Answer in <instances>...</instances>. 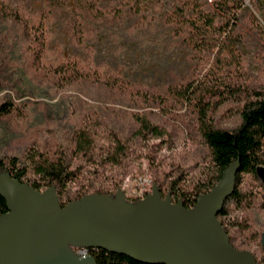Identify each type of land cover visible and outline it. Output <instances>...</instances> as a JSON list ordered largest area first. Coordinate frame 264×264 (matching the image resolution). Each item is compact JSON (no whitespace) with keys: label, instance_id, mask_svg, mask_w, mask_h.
<instances>
[{"label":"rangeland","instance_id":"1","mask_svg":"<svg viewBox=\"0 0 264 264\" xmlns=\"http://www.w3.org/2000/svg\"><path fill=\"white\" fill-rule=\"evenodd\" d=\"M2 1L19 8L31 24L44 19L47 70L75 61L90 75L59 89L41 79L21 55L18 26L0 17V107L15 104L10 114H0L2 162L16 171L27 168L23 181H31L32 154L69 145L77 128L97 119L102 123L96 128L94 156L106 152L114 133L125 147L123 162L77 159L80 169L65 189L64 203L94 191L110 196L122 191L127 201L136 202L156 185L165 197L174 179H180L174 202L211 191L216 167L200 138L195 98L203 91L207 116L218 126L232 127L243 104L264 91V0H197L214 25L196 49L189 26L169 22L174 14L182 19L177 10L190 0H101V19L77 11L75 0H66L65 9L46 18L47 0ZM114 79L167 94V107L105 84ZM187 86L186 94L174 92ZM138 115L165 125L167 136H138ZM239 190L245 199L230 203L221 220L235 246L264 264V190L247 173Z\"/></svg>","mask_w":264,"mask_h":264},{"label":"water","instance_id":"2","mask_svg":"<svg viewBox=\"0 0 264 264\" xmlns=\"http://www.w3.org/2000/svg\"><path fill=\"white\" fill-rule=\"evenodd\" d=\"M240 163L187 208L163 197L160 187L137 202L122 191L90 194L63 206L56 187L38 191L0 171V264H98L76 249H103L144 264H259L250 251L234 247L218 219L234 193ZM264 178V169L261 171Z\"/></svg>","mask_w":264,"mask_h":264},{"label":"trees","instance_id":"3","mask_svg":"<svg viewBox=\"0 0 264 264\" xmlns=\"http://www.w3.org/2000/svg\"><path fill=\"white\" fill-rule=\"evenodd\" d=\"M101 0H75L77 11L89 14L96 19L104 16L103 11L98 7ZM185 6L179 10V20L176 14L169 18V22H178L187 24L191 31V43L193 47L202 48L208 39V31L214 25V18L211 14H205L198 6L197 0H190ZM66 0H47V12L45 18L55 15L58 11L65 9ZM139 13V11H136ZM189 13L190 16H186ZM0 17L7 18L19 28L20 52L23 59L30 63L36 74L41 79H49L55 88H63L75 82H81L90 79L89 73L82 70L78 62L63 63L55 68L47 70L43 64V58L46 51L45 24L42 19L38 24H31L26 15L17 7L5 3L0 0ZM121 19V14H117ZM77 29L81 31L78 24ZM82 41V37H78ZM106 85L110 87H118L124 91H128L135 97L143 100L149 99L153 103L158 104L161 108L167 107V94L152 91L151 93L142 91L140 88L134 87L123 80L106 81ZM190 91L189 86L184 91L176 90L175 93L186 94ZM203 91H200L195 98L196 106L199 111V133L204 145L210 151L212 162L216 167V173L212 176L210 189L212 190L222 179L224 171L232 164L239 161L240 169L236 177V188L234 193L225 201L223 209L218 215V219L222 222L221 217L228 212V206L235 201L236 203L243 201L244 194L239 190L241 176L244 173L252 174L260 183L264 190V178L261 172L264 168L263 146H264V91L254 94L252 99L247 100L240 109V121L232 127L218 126L207 116L209 111V103L205 101ZM208 103V104H207ZM15 104L13 101L6 102L0 107V114L8 115ZM150 113V112H149ZM137 134L140 137H154L156 139H164L167 136V127L163 124L153 123L148 116L138 115ZM102 123V122H100ZM95 119L92 123H87L77 128L71 138L70 144L59 145L56 149L48 154L35 152L30 158V167L35 178L31 181H23V177L27 174V168L21 170H12L4 162L0 160V171L9 172L14 178L26 183L38 191H45L54 186L57 195L63 206L64 192L67 185L77 178L80 169L74 163L77 159L88 157V161L95 164L97 160L102 164L117 165L123 162L125 156V147L121 138L114 133L110 134L113 138L111 146L104 154L94 156L95 142L97 138L96 128L100 124ZM179 180L174 179L169 182V190L171 196L177 194ZM166 182V180H164ZM206 192L199 191L193 199L183 200V204L187 208H191L196 204L199 196ZM93 194H102L104 192L94 191ZM173 198V197H172ZM178 202V201H177ZM8 211L5 199L0 195V215ZM223 224V222H222ZM224 226V224H223ZM225 227V226H224ZM227 233L228 230L225 227ZM229 235V233H228ZM231 244L235 246L234 239L229 235ZM237 248V247H236ZM239 249V248H237ZM264 249V245H263ZM240 250V249H239ZM98 264H144L140 263L128 256L110 253L103 249H88ZM260 264V262H258Z\"/></svg>","mask_w":264,"mask_h":264},{"label":"built area","instance_id":"4","mask_svg":"<svg viewBox=\"0 0 264 264\" xmlns=\"http://www.w3.org/2000/svg\"><path fill=\"white\" fill-rule=\"evenodd\" d=\"M264 147V146H263ZM263 168H264V166H263ZM151 192H148V191H143L142 192V194H140L139 195V197H137L138 199H137V201H139V200H141V199H144L148 194H150ZM136 201V202H137ZM81 249H76V252L77 253H79V251H80ZM87 250V252H88V249H86ZM88 254H89V252H88Z\"/></svg>","mask_w":264,"mask_h":264},{"label":"clouds","instance_id":"5","mask_svg":"<svg viewBox=\"0 0 264 264\" xmlns=\"http://www.w3.org/2000/svg\"><path fill=\"white\" fill-rule=\"evenodd\" d=\"M81 260H85L88 258V252L86 249H81L78 253Z\"/></svg>","mask_w":264,"mask_h":264}]
</instances>
